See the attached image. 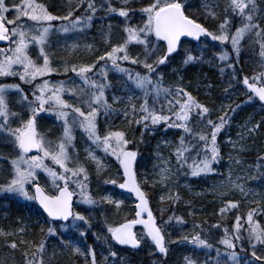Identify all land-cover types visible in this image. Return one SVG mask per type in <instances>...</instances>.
<instances>
[{
    "label": "snow or ice",
    "instance_id": "obj_1",
    "mask_svg": "<svg viewBox=\"0 0 264 264\" xmlns=\"http://www.w3.org/2000/svg\"><path fill=\"white\" fill-rule=\"evenodd\" d=\"M133 2L134 0H121L122 6L114 7L111 0H103L98 9L95 0H87V7L84 8L82 15L74 17V12L84 7V0H80L76 7H70L67 14L63 16L51 14L47 7L38 3L37 0H19L18 3L14 0L11 6L6 0H0V41L9 45L7 48L0 47V76H18L19 80L26 84L59 71V69L52 67L49 55L45 50L52 29L51 22L68 21L61 29L65 33L75 30L82 31L85 26L92 22L96 13L103 10L123 18L125 22L123 32L126 34L122 43L112 45L109 51L98 57L97 63L105 61V65L100 67L98 73L103 74L102 80L93 79L88 75L97 67V63L72 64L70 69L65 64L64 73L66 74L69 70L73 72L83 82L84 87L77 91V89L66 88L64 82L52 84L48 80L36 84L33 92L34 99L27 104L29 109L27 118L15 111L10 112L6 100V94L9 91L21 92L20 86L17 84H0V137L10 138L8 142L13 144L15 149H18L14 157L8 158L11 165V178L7 184L0 185V191L15 193L25 200L35 201L48 218L45 223L71 220L70 225L66 223L62 226L64 230L67 231L71 228L78 231L81 237L86 236V232L81 230L82 225L77 222H83L89 227L91 224L84 215L73 212V197L79 194L80 202L87 205H95L97 201L87 192L89 182L87 169L69 152L70 148L74 149L73 129L79 127L87 135L91 145L103 151L105 155L115 158L119 170H122V182L116 178H111L105 180V183L115 185L125 192L133 194L138 201L135 205V219L121 223L119 226L107 225V232L110 234L111 240L118 245L137 249L146 238L149 246H154L155 251L167 256L165 226L170 227L173 220L178 224H184L185 221L182 217L173 215L164 221V225L157 224L149 208L146 193L137 180L135 166L138 152L128 147L132 141L127 138L126 132L122 130H109L103 135L99 134L97 130V117L101 111L106 115L111 114L114 111L113 104L124 103L122 97L115 95L112 97V104L106 99L105 92L110 86L106 82L109 71L108 62L111 63L112 69L125 74L134 87L143 93V103L138 106L133 102L134 95L127 97L128 106L124 109V116L129 126L135 123L142 125L144 130L151 131L156 126L163 124L166 125L167 129L180 130L183 134L179 135L178 143L171 153L175 157L176 165L179 169L187 167L192 177L212 173L214 172L213 164L217 163L220 158L217 144L218 134L228 123V112H234L235 109L231 105H222L223 114L218 115V122L214 121L211 118L212 110L200 103L184 87L180 85H176L174 88L164 87L161 79L153 80L152 74L156 72L159 65L168 62L173 53L177 51L182 37H190L196 41H200L201 37H207L220 45L230 43L231 51L239 57L241 42L248 34L254 33L256 37L254 42L259 46L260 71L251 77L245 75L240 81L234 64L227 63L226 67L233 69L230 74L231 80L242 83L247 89L248 102L257 99L261 106H264V27L260 25L258 19L259 14L264 12V8L260 7L258 0H229L228 6L225 8L224 19L219 23L217 31H209L204 25L187 15L186 0H149L146 6L138 9L143 21L142 26H133L128 23L136 11L132 6ZM204 6L208 9L207 0H205ZM10 12L14 13L11 19L7 16ZM229 12L233 14V17L238 15L241 20L240 26L235 27L234 32L230 30L233 26V18L229 16ZM207 15L213 19L217 18L216 13L212 10H208ZM9 25L12 27H8ZM152 37L155 38L154 41ZM158 42H163L166 45V49L161 54H158L161 47ZM131 44L143 46V53L140 54L143 59L140 58V55L132 54L129 48ZM30 45H35L38 48V59L42 58V63L32 59L29 54ZM199 59L202 57L186 54L183 63L188 65ZM218 59L222 62L229 61V52L226 49H221L218 53ZM122 62L140 65L147 70V74L133 73L129 69L121 67ZM14 66L16 67L14 68ZM220 71L224 73L225 68L221 67ZM225 92H228V88L225 89ZM65 93L69 96H77L80 103H70L63 98ZM161 95L165 98L171 97V99H168L167 107L161 105L157 109L155 101H158ZM149 97L153 98L152 106L149 105ZM23 100L28 101V96L24 95ZM41 113L54 115L58 121L62 122L63 131L57 143L46 140L43 135L38 133L37 117ZM10 117H19V126L12 127ZM193 122L199 131H194ZM262 125H264V121L257 122L251 127L246 126L245 132L250 136ZM245 132L238 134L241 139H244ZM165 143L170 142L166 141ZM33 151L36 154L29 156L28 154ZM85 151L87 159L92 161L96 165L97 172H100L105 167L102 159L95 154L91 147ZM193 153L195 154L193 155ZM45 160H50L52 164L58 167L59 171L48 166ZM257 161L256 167L260 170L264 167V164L261 163L264 162V155H258ZM236 163L239 164L240 161L237 160ZM172 171L170 161L164 160L159 172L160 182L169 180ZM39 172L45 173L50 179L53 188L56 190L53 194H48L45 188L41 186ZM251 178L256 179L257 177L252 176ZM238 179L240 178L238 177ZM228 184L231 186V190L239 189L245 196L258 195L253 193L251 189L246 191L244 185L232 181L231 178H229ZM26 185H32L34 195L29 194ZM71 185H75L79 189V193L75 189L70 190ZM227 194V192L220 193L221 196ZM167 198L174 203L180 200L179 195L172 193H169ZM102 200L104 203L114 204L117 209L122 203V201L113 200L111 196H104ZM164 200L165 197L161 196V201ZM237 208L238 202L227 201L225 206L220 207L219 214L223 216L229 210ZM261 211H264V207L250 210L246 218L237 215L232 232L225 228L224 237L219 241L227 250L223 253L227 258L223 264H228V262L230 264H242V258L236 252L238 243L240 251H245L242 229L247 232L248 250H250L251 255V259H244L243 264H257V262L264 264V225L254 219ZM145 213L147 214L146 219L143 218ZM245 219L248 224L247 229L243 228L242 221ZM135 225L143 226L142 235L138 236L133 231ZM194 227L199 228L200 225H194ZM212 227L219 228L220 225L216 224ZM24 231L25 229H20L21 233ZM41 231H44L43 228ZM47 233L56 235L52 227H48ZM7 235H13V233L0 231V236ZM181 241L192 245L194 250L205 249L211 252L213 248V245L207 239L202 238L200 233L184 235L181 237ZM9 247L16 249L17 243L12 242ZM37 251L43 253V243L39 245ZM72 251L74 254L84 255L85 264H89V257L91 258L90 264H98L96 253L91 246L86 253L81 252L77 246H72ZM117 255L116 251L109 248L108 255L104 257V264H108L109 257L112 258V264H116ZM28 264H33V262L29 261ZM37 264H44L43 258ZM185 264H197V261L192 256H186ZM205 264H209V261L206 260ZM212 264H222L219 248L216 249V257Z\"/></svg>",
    "mask_w": 264,
    "mask_h": 264
},
{
    "label": "trees",
    "instance_id": "obj_2",
    "mask_svg": "<svg viewBox=\"0 0 264 264\" xmlns=\"http://www.w3.org/2000/svg\"><path fill=\"white\" fill-rule=\"evenodd\" d=\"M148 1L149 0H134L132 6L136 9V11L132 14V18L128 21V23L133 26H142L143 21L138 9L142 6H146ZM38 2L45 5L51 14L63 16L67 14L70 7H76L80 0H38ZM111 2L114 7L122 6L121 0H111ZM228 3L229 0H207L208 9H206L204 6L205 0H189L187 3L186 13L191 18L208 28L209 31H217L219 23L224 19L225 8L228 6ZM258 3L261 8H264V0H258ZM86 7L87 0H84V7L75 11L74 17L82 15L84 8ZM208 10L214 11L217 18L213 19L211 16H208ZM229 16L233 18V26L230 30L234 32L235 27L240 26L241 20L238 15L233 17L231 12H229ZM95 19H93L86 30H88L91 36H95V43L103 45L102 47L99 44L94 45V48H96L95 57H99L100 55H103L105 51L110 50L112 45H116L124 41L125 33L123 32V27L125 22L123 18L119 16L114 17L111 21L109 19L107 20L103 18L101 13L96 16ZM258 19L260 25L264 27V12L259 14ZM107 25L111 27V39H108L105 42L101 38H98L96 28L98 26L101 27ZM255 40L256 37L254 33H250L245 37V39L241 42L239 57L231 51L230 43L227 45H220L218 42H214L207 37H201L198 42L183 41L179 45L178 51L169 58L168 62L164 65H159L156 68V72L152 74L153 79L154 77L161 78V82L164 87L174 88L176 85L184 87L193 96H195L200 103L212 110L211 118L214 121H217L218 115L223 114L221 111L222 105H231L235 111L228 112V123L222 129L221 133L218 134L217 144L220 152V158L217 163L213 164L214 172L204 174V176L192 177L187 167L179 169L175 163L176 171L179 173L176 178H172L169 181V188L166 191L167 196L163 202L161 199H158L160 186L152 188L149 200L157 224L164 225V221L168 220V217L173 215L180 216L185 221L184 224H178L175 220H173L170 227L165 226L166 231L164 232V235L166 242H168V245H166L168 248L167 256L162 257L158 255L153 247L149 246V243L145 239L143 240L142 247L136 252L119 249L109 240L107 230L105 233H103V230L101 231V229L105 226L107 228V225L115 226L124 220L134 218L133 202L130 198L115 192V195L120 197L122 201L120 208L117 209L114 204L104 203L102 199H100L101 201L99 202V199L96 197L95 201H97V203L93 205L92 217L87 215L89 214L87 210L79 208L80 214H85V217L89 219L91 228L93 229L92 234L95 236V239L94 242H90V245L94 249L98 261L108 255L109 248L116 251L118 254L116 257V264H185L186 256H192L197 261V264H205L206 260L209 261V264H212L216 257L217 248H219L221 252L222 264L226 261V257L223 255V252L227 250L219 243V241L224 237L225 228H227L229 232H232L233 225L235 224V217L237 215H241L246 218L247 213L250 210L260 209L261 207H264V204L260 202L256 206H247L246 203H241L240 200L235 197L217 198L210 200V202L203 203L198 197V192L199 194L202 193L205 186L209 183L205 180L206 178H215L220 172L221 165L224 161L225 143L235 136L238 125L240 123H244L247 127H251L257 122L264 121V106H261L257 99H253V101L248 102L249 96L246 94L247 89L244 88L242 83H237L236 81L231 80L230 74L233 69H228L226 67L227 63H233L235 71L239 74L238 79L240 81H242L245 75L251 77L256 72L260 71V57L258 55L259 46L254 42ZM159 44L161 47L158 50V54H161L164 50V46L161 43ZM129 48L133 55H140L143 53V47L140 45L131 44L129 45ZM221 49H226L229 52V61L222 62L218 59V53ZM186 54L202 57V59H199L194 63L184 65L183 59ZM92 58H90V60H93ZM140 58L143 59V56L140 55ZM87 59L86 61H81L79 65L89 64ZM152 59H155V57H152ZM149 62H151V60H149ZM137 66L138 67L135 69L136 71L145 73V68L140 65ZM221 67L225 68L224 73H221ZM54 76L55 75L53 74L49 75V77L52 78H54ZM13 81H15V79L4 77L0 80V82L3 83H11ZM110 83H112V81H110ZM226 88H228L227 93L225 92ZM114 92L121 93L119 90H114ZM168 99H171V97L165 98V96L162 95V97L156 101L159 108L161 105L167 106L168 103L165 102L168 101ZM237 105H240V107H237ZM165 127L166 125L162 124L156 126L151 131L144 130L143 132H140L139 128V131H135L133 126L131 133L126 132L127 138L132 141V145H129L128 147L135 149L139 155H148L149 157L153 141L159 136L165 135L172 138L175 142L174 145H176L178 143L179 135H182L183 133L177 129H168L165 131ZM193 128L194 131H199V128L195 126L194 122ZM120 130L124 131L123 129ZM188 138L191 139V137ZM194 154L195 153H193V155ZM241 154L240 158L245 166L251 171L252 176L257 177V181H264V167L260 170L256 167L258 163V155H264V125L252 134L249 144ZM5 162L6 159L4 163ZM261 163L264 164V162ZM141 164L139 162L136 165V171L139 174V177ZM117 179L120 180L119 173L117 174ZM144 189L145 191L148 190L146 185L144 186ZM169 193L179 195V202L174 203L172 200L168 199L167 197L169 196ZM115 195L113 196L114 200H118ZM0 196L2 198H0V216L3 215L4 218L3 226H0L1 231L5 233L7 231H12L14 235L16 234V229L20 230L23 228L25 229L23 232L25 234L23 235L28 236L27 243L34 241L36 242L34 246L44 243L45 241L55 239L49 236L46 237L47 229L51 223H45V217L33 202H25L8 192H3ZM227 201L238 202V208L231 209L226 214L221 216L219 214V209L220 207L225 206ZM254 219L259 221L261 225H264V211L259 212ZM106 220L108 223H105ZM9 221L13 222L12 226L9 225ZM242 223L244 225V221H242ZM216 224H219L220 227H212ZM194 225H200V227L195 228ZM42 228L44 230L43 232L41 231ZM194 233H200L202 238L207 239L213 245L211 252H208V250L205 249L194 250L192 245L181 241L182 236ZM60 236L62 235H59L58 233L56 235V239L59 240ZM100 236L104 237L105 241L98 242ZM6 240L11 239L7 238L5 241ZM243 246L245 251L241 252L240 245L239 243L237 244V254L242 258V261L244 259H251L250 250H248L247 237H245V235ZM23 248L24 250L26 249L25 247ZM30 253L33 254L34 252ZM39 253L40 252H38V254ZM49 255L50 252L47 257H49ZM54 255L55 256H52L51 259L60 258L63 264L78 263L75 261V256L77 254H74L68 245H66L63 249V254H61V256L60 252H57ZM56 255H59L60 257ZM47 257L43 258L44 264H49L50 259H47ZM81 261L83 262V260ZM82 262L80 264H82ZM108 263L112 264L111 257H109ZM228 264L230 263L228 262Z\"/></svg>",
    "mask_w": 264,
    "mask_h": 264
},
{
    "label": "rangeland",
    "instance_id": "obj_3",
    "mask_svg": "<svg viewBox=\"0 0 264 264\" xmlns=\"http://www.w3.org/2000/svg\"><path fill=\"white\" fill-rule=\"evenodd\" d=\"M6 2L8 3L9 6H11L14 0H6ZM15 2L18 3L19 0H15ZM95 2H96L97 8L99 9L100 5L103 3V0H95ZM186 2L188 3L189 0H186ZM100 13L102 14L103 18L107 20L109 19L110 21L113 20L114 17H117V15L115 14H109L103 10H100L96 13L93 19H95L96 16H98ZM13 15H14L13 12H10L7 14L9 19H11ZM28 23H31V22H28ZM51 23H52V29L49 33L48 42L45 45V50L49 55L52 67L59 69V71L52 73L53 75H55L54 78L45 76L42 78H38L37 80L32 81L31 83H28V84L23 83L20 80L18 81L19 79L18 76L4 77V78L15 79V81L11 83L10 82L8 83L0 82V84H17L20 86L22 90L21 92L9 91L6 94V100H7L10 112H12L11 109H15V108H20V109H23L25 112H27L28 110L27 104L29 103L28 102L29 99L30 101L34 99L33 92L35 91V86L36 84L42 83L43 80H48L52 84H59L60 82H64L66 88L77 89L78 91L79 88L84 87L83 82L80 80L79 77H77L70 70L65 74L64 65L67 64L70 69L72 64L79 65L81 61H84V60L86 61V59L91 55L92 56L90 58L93 57L92 58L93 60H90V58L87 59L89 61V64L97 63L98 56L95 57L96 48H94V45L99 44V43H95L94 41L96 39L95 36H91L88 30H86V28H88L90 24L85 26L82 31L75 30V31H70V32L65 33L61 29L63 25L68 23V21L57 20ZM9 27H12V26L9 25ZM110 32H111V27H109L108 25L101 26V27L98 26L96 28V34L98 38L99 39L101 38L105 42L106 40L111 39ZM125 38H126V34L124 35V39ZM152 39L153 41L155 40L154 37H152ZM8 46L9 45L7 44L5 48H7ZM100 46L102 47L103 45H100ZM38 51L39 50L35 45L29 46V54L31 55L32 59L37 60L38 63H42V58L38 59ZM104 65H105V61H99L97 63L98 68L97 69L95 68L93 72L89 73L88 75L92 77L93 79L102 80L103 74H98V73H99L100 67H103ZM120 66L123 68L129 69L133 73L138 72L135 70L138 67L137 65H132L128 62H122ZM15 67L16 66H14V68ZM108 68H109V71L107 72L106 82L110 86L106 89V92H105L106 99L108 100L110 104H112V97L115 95L117 97H122L124 99V103L113 104L114 111L111 114L106 115L103 113V111H101V113L97 117L98 133L103 135L109 130H120V129H123L125 132L131 133L133 126H134L135 131H139L140 129V132H143L144 128L142 125H137L133 123L131 124V126H129L128 121L124 116V109L126 106H128L127 97L129 95H134L133 102L137 104L138 106L140 103H143V93H141L138 89L134 87V85L131 83V81L128 80V77L125 74L119 73L115 69H112L110 62H108ZM141 74H147V70L145 71V73H141ZM1 78L3 77L0 76V80ZM156 79H161V78L154 77L153 80H156ZM110 81H112V83H110ZM29 85L31 86L28 88ZM114 90H119L121 93H115ZM36 94L39 95L38 92H36ZM24 95L28 96V101L23 100ZM161 97L162 95L160 96V98ZM63 98L68 100L70 103H80V101L77 100V96H69L67 93L64 94ZM153 103H154L153 98L149 97V105L152 106ZM165 103H168V101H166ZM155 107L159 109V105H157L156 101H155ZM40 116L45 117V119H40L38 121L39 117L37 118L38 133L43 135L46 138V140L52 141L53 143H57L63 131L62 122L58 121L54 115H51L49 113H41ZM10 120L12 121V127L19 126V122H20L19 117H14V118L10 117ZM245 128H246V125L244 123H240L238 125L235 136H233L230 139L231 142H229L230 141L229 140L225 143L224 161H223V164L221 165L220 172L215 178H212V177L206 178L205 180H207L209 183L207 184V186H205L204 191L202 193L199 194L198 192V197L202 200L203 203L210 202V200L217 199V198H224V197L234 198L235 197V198H238L241 203H246L247 206H256L260 202L264 204V181H257V178L252 179L251 171L245 166V164L240 158L242 155L241 153L245 150V148L250 142V139L252 138V135L249 136L246 134ZM164 130L167 131L168 129L165 127ZM241 132H245L244 139H241L240 136L238 135ZM73 136H74V140H73L74 149L70 148L69 152H70V155H72L74 159H78V161L82 163L87 169L88 176H89L88 189H87L88 194L94 200L97 197L99 199L98 200L99 202L101 201L100 199H102V197L104 196H111L112 199L114 200L113 196L115 195V192H116L115 189L117 190V186L112 185V184H106L105 180H108L111 178L117 179V174L120 173L118 172L119 165L117 161L115 160V158L105 155L103 151L96 149L94 145H91V142L88 140L87 135L79 127H76L73 129ZM9 139L10 138H7V137H0V157H3V159H0V185L7 184V182L11 178V165L9 163L8 158L14 157L16 153L18 152V149H15L14 145L8 142ZM166 141L170 143L166 144L165 143ZM174 144L175 142L172 138L162 135V136L157 137L153 141V145L151 147V153L149 157L148 155L147 156H142L139 154L137 155V164L139 162L141 164L142 162L141 169H140L141 171L140 177L136 171L137 166H135L137 180L144 191H145L144 189L145 185L148 188V190L145 191L148 199H149V195L151 194L152 188L156 186L157 187L160 186V192L158 193V199H161V196L166 197L167 196L166 191L169 188V181L172 178H176L179 173L176 171V168H175V159L171 155L174 149V146H175ZM129 145H132V144L130 143ZM89 147L92 148L95 154L100 159H102V161L105 164V167L100 172H97L96 165L92 161L87 159V153L85 150L88 149ZM4 159H6V162H5L6 164L3 163ZM164 160L170 161L173 171H172L171 178L162 183L160 182L159 172H160L161 166L163 165ZM237 160L240 161L239 164L236 163ZM45 163L48 166L52 167L54 170L59 171L58 167L52 164L50 160H45ZM38 175H39V182L41 186L45 188V191L47 193L53 194L56 190L53 188L50 179L43 172H39ZM201 176H204V175H201ZM238 177L240 179H238ZM229 178H231L232 181H235L238 184L244 185L246 191L251 189L253 193H256L258 195L245 196L243 193L239 191V189L231 190V186L228 184ZM31 188H32V185H26V189L28 190L30 195H32ZM72 189H75V191L79 193V189L76 188L75 185H71L70 190ZM3 192L4 191H0V194H2ZM221 192H227L228 194L221 196L220 195ZM10 194H12L13 196L19 199L24 200L25 202H28V200H25L22 196L18 194H15V193H10ZM115 197L117 196L115 195ZM80 200H81L80 195L79 194L75 195L74 212L80 213L79 208H82L89 212V214H87L88 216L92 217L93 216L92 214L93 205H87V204L81 203ZM118 200L121 201V198L118 197ZM254 200L256 202H253ZM81 215L85 216L84 213H81ZM3 222H4V218L2 215L0 216V226H3ZM71 222L68 224L70 225ZM77 223L82 225L81 230L86 232V236L81 237L78 231H74L71 228L65 231L64 228L62 227L64 224H61V225L51 224L49 227L54 228L56 235L59 233V235H62L65 238L60 236L61 239L58 237L59 240H57L56 235H49L47 233L46 237L49 236L55 239L44 242V251L43 253L41 252L39 253V258L41 259V258L47 257L50 252L49 257H47V259H50L49 264H57V263L63 264L60 258H53V259L51 258L52 256L54 257L55 256L54 254H56L57 252H60V256H61V254H63V249L65 248L66 245L70 246L71 249H72V246H77L81 249V252L86 253L89 246H91L90 242H94V239H95V236L92 234L93 229L89 227L88 225H84L83 222H77ZM105 223H108V221L106 220ZM12 224L13 222L9 221V225L12 226ZM243 228L244 229L248 228L246 219L244 221ZM102 230H103V233H105V231L107 230L106 226L102 228L101 231ZM15 232H16V235H18L17 237L15 234L12 236L10 235L0 236L1 238L0 239L1 240L0 242V264H28L29 261H32L33 264H37V262H39L37 259L38 257L37 248L39 247L41 243L34 246L36 244V242L34 241L27 243L28 236L23 235L25 233H20L19 229H16ZM135 232L137 233L138 236L142 235L141 230L136 229ZM242 232L245 235V237H247V232H244L243 229H242ZM6 233H13V232L7 231ZM108 235H109V240H110V234L108 233ZM7 238L11 240L5 241V239ZM22 240L24 241L23 243L21 242ZM103 241H105V238L100 236V239L98 240V242H103ZM12 242L17 243L16 249H12L11 247H9V245ZM166 245H168V242H166ZM23 247H25L26 249L24 250ZM30 252H34V253L31 254ZM22 256L27 257L26 258L27 260L24 261L23 263L20 260V257ZM56 256H59V255H56ZM75 257H76L75 261L78 262L76 264H80L82 262L81 260H83L82 264H85L84 255L77 254ZM90 259L91 258L89 257L88 258L89 264H90ZM225 260H227V258ZM98 264H104V257L102 259H99Z\"/></svg>",
    "mask_w": 264,
    "mask_h": 264
},
{
    "label": "water",
    "instance_id": "obj_4",
    "mask_svg": "<svg viewBox=\"0 0 264 264\" xmlns=\"http://www.w3.org/2000/svg\"><path fill=\"white\" fill-rule=\"evenodd\" d=\"M181 40H191V41H196V40L191 39L190 37H182ZM5 43H6V42L0 41V44H5ZM162 43H163V42H162ZM165 47H166V45H165ZM173 54H174V53H173ZM33 153H35V151L29 153L28 155L33 154ZM121 171H122V170H121ZM122 175H123V174H122ZM119 190H120L121 192L127 193V192H125L124 190H122V189H120V188H119ZM127 194L131 195L132 198H133V200H134L136 203H138V201L135 199V196H134L133 194H130V193H127ZM136 203H135V205H136ZM36 204H37V203H36ZM37 205H38V204H37ZM38 206H39V205H38ZM135 211H136V208H135ZM45 215H46V214H45ZM143 218H144V219L147 218V214H146V213L144 214ZM59 222H63V221H59ZM63 223H64V222H63ZM124 223H126V222H124ZM139 226H141V227L143 228L142 225H139ZM143 230H144V229H143ZM117 245H118V244H117ZM118 246H120V247H128V246H122V245H118ZM128 248H130V247H128ZM130 249H132V248H130ZM137 249H138V248H137ZM135 250H136V249H135Z\"/></svg>",
    "mask_w": 264,
    "mask_h": 264
},
{
    "label": "flooded vegetation",
    "instance_id": "obj_5",
    "mask_svg": "<svg viewBox=\"0 0 264 264\" xmlns=\"http://www.w3.org/2000/svg\"><path fill=\"white\" fill-rule=\"evenodd\" d=\"M8 27H9V26H8ZM5 46H7V44H6V45H0V47H3V48H5ZM30 86H31V85H30ZM22 89H23V88H22ZM24 90H25V89H24ZM28 102H30V99H29ZM11 111H15V112L21 114L24 118H26L27 115L29 114V109L27 110V112H25L23 109H20V108L11 109ZM43 132H44V131H43Z\"/></svg>",
    "mask_w": 264,
    "mask_h": 264
},
{
    "label": "bare ground",
    "instance_id": "obj_6",
    "mask_svg": "<svg viewBox=\"0 0 264 264\" xmlns=\"http://www.w3.org/2000/svg\"><path fill=\"white\" fill-rule=\"evenodd\" d=\"M16 235V234H15ZM17 236V235H16ZM27 256V255H26ZM26 256H22V257H20V260H21V262L23 263L24 261H26L27 259V257ZM37 259H38V257H37Z\"/></svg>",
    "mask_w": 264,
    "mask_h": 264
}]
</instances>
